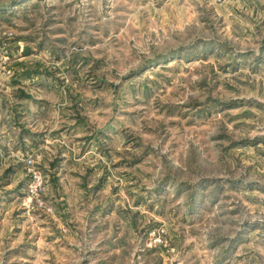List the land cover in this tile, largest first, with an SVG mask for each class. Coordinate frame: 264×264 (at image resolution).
I'll return each mask as SVG.
<instances>
[{"label": "rangeland", "instance_id": "obj_1", "mask_svg": "<svg viewBox=\"0 0 264 264\" xmlns=\"http://www.w3.org/2000/svg\"><path fill=\"white\" fill-rule=\"evenodd\" d=\"M0 264H264V0H0Z\"/></svg>", "mask_w": 264, "mask_h": 264}]
</instances>
